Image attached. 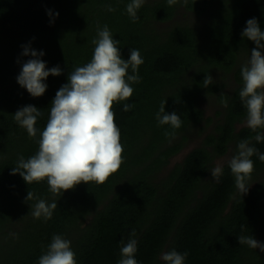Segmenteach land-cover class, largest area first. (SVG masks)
Returning <instances> with one entry per match:
<instances>
[{
	"label": "trees",
	"instance_id": "obj_1",
	"mask_svg": "<svg viewBox=\"0 0 264 264\" xmlns=\"http://www.w3.org/2000/svg\"><path fill=\"white\" fill-rule=\"evenodd\" d=\"M129 2L0 0V264H38L53 234L71 241L77 264H118L121 240L126 243L133 229L138 264H165L161 253L173 249L189 253L185 264H264V252L237 238L252 235L264 243V162L251 157L254 169L243 197L229 160L219 182L210 172L218 159L232 158L242 140L264 153V141H255L257 133L243 125L246 109L239 97L241 68L255 47L241 32L251 18L264 31V0H189L187 5L181 0L174 6L145 0L135 23L126 12ZM109 4L116 11H107ZM48 10L59 16L49 17ZM181 14L189 17L179 20ZM98 25H107L120 40L122 59L134 48L144 61L140 82L131 84L133 95L112 109L123 163L102 185L81 183L54 197L46 180L28 185L19 174L11 175L19 157L28 159L39 147V132L29 138L13 114L34 105L43 112L35 127L45 128L51 102L70 71L90 62ZM29 43L44 51L47 68L62 69L44 81L48 87L41 97L17 82L22 63L32 58L22 55L21 45ZM206 75L213 79L204 88ZM205 98L216 99L215 116L206 115ZM165 100V111H175L182 121L179 129L158 124L156 113ZM124 104L133 107L125 112ZM197 130L204 134L201 145L171 166ZM173 131L174 136L165 135ZM29 190L35 198L57 202L50 220L29 214L36 202L25 203Z\"/></svg>",
	"mask_w": 264,
	"mask_h": 264
},
{
	"label": "clouds",
	"instance_id": "obj_2",
	"mask_svg": "<svg viewBox=\"0 0 264 264\" xmlns=\"http://www.w3.org/2000/svg\"><path fill=\"white\" fill-rule=\"evenodd\" d=\"M145 0H130L126 12L133 23L139 18L137 10ZM181 0H167L169 6L180 3ZM187 5L189 0H182ZM107 11L114 12L111 4ZM49 17L59 16L48 10ZM54 23V19L52 20ZM241 36L254 42L255 47L250 50V58L241 68L243 86L239 97L246 109L243 125L256 132L254 139L264 141V134L257 131L264 129V31L256 18L246 21V27ZM91 43L95 46L90 62L84 66H77L68 74V82L56 92L51 102L50 112L45 128L39 131L35 125L43 112L34 105H26L17 110L13 116L16 123L26 130L29 138H36L39 132L38 151L30 158L22 155L12 167L11 175L19 174L28 184L46 180L49 191L53 196L60 195L74 189L81 183L95 182L104 184L111 174L117 172L123 163V146L120 130L115 123V113L112 110L116 102L125 101L133 95L131 84L139 83V66L143 64L140 51L130 49V58H121L118 45L120 40L113 39L107 25L97 26L96 38ZM23 56L32 57L22 63L17 76V82L25 88L32 97L45 94L48 85L44 81L51 76H60L62 69L57 65L47 68L41 59L44 51H37L31 44L21 45ZM20 63V61H17ZM129 69L131 73L129 74ZM213 77L206 75L202 81L204 88L212 83ZM162 101L156 119L159 125H170L172 129H179L182 125L180 117L175 111L167 113ZM133 105L124 104L123 110L129 111ZM166 136H174L175 132H165ZM257 156L264 162V153L251 146L249 140H242L237 145L236 154L228 161V166L235 178V187L243 197L249 191L254 162ZM216 182L223 173V166L217 164L210 170ZM35 199L30 204V215L35 219L43 218L45 222L53 216L57 202L51 203L35 198L32 191H28L25 203ZM242 232L245 227L241 226ZM240 245H247L252 249L259 248L264 252V243L259 242L252 235L237 237ZM138 241L133 229L127 242L121 240L120 259L118 264H138L134 258ZM188 252L180 253L173 249L161 253L160 259L165 264H185ZM38 264H77L76 253L71 247V241L60 234H53L47 250L39 257Z\"/></svg>",
	"mask_w": 264,
	"mask_h": 264
},
{
	"label": "rangeland",
	"instance_id": "obj_3",
	"mask_svg": "<svg viewBox=\"0 0 264 264\" xmlns=\"http://www.w3.org/2000/svg\"><path fill=\"white\" fill-rule=\"evenodd\" d=\"M186 17H189V16L187 15ZM186 17H184V14H181V17L179 18V20H184ZM202 107L204 108L205 113H206L207 116H212V115L215 116L216 111L219 109V106H218L215 98H205L202 101ZM203 135L200 134L198 130L195 133L193 132L192 134H190L189 135V140H188L186 146L184 147V149L176 157H174L171 160V166L175 165L178 162H181L183 160V158L185 157V155L190 150L194 149L197 146H200L202 141H203ZM230 157L231 156L228 155V156H225V157H222V158L218 159L216 161V165L217 164L223 165L226 161L231 159Z\"/></svg>",
	"mask_w": 264,
	"mask_h": 264
}]
</instances>
